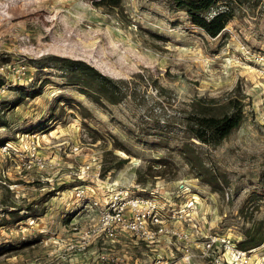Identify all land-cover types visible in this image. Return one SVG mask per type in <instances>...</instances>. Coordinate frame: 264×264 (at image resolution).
<instances>
[{
    "label": "rangeland",
    "instance_id": "rangeland-1",
    "mask_svg": "<svg viewBox=\"0 0 264 264\" xmlns=\"http://www.w3.org/2000/svg\"><path fill=\"white\" fill-rule=\"evenodd\" d=\"M102 1L0 0V142L12 144L0 150V264H154L157 248L170 264H213L200 241H239L264 221V75L242 49L264 53V0L238 5L216 37L172 0H124L122 9ZM58 57L126 80L130 95L102 106L68 83ZM236 85L244 122L220 145H202L223 180L214 189L181 156L179 139L157 143V101L181 111ZM132 197L155 198L162 224L191 238L126 226L140 211ZM123 203L125 220L115 222ZM145 226L157 225L150 216Z\"/></svg>",
    "mask_w": 264,
    "mask_h": 264
},
{
    "label": "trees",
    "instance_id": "trees-1",
    "mask_svg": "<svg viewBox=\"0 0 264 264\" xmlns=\"http://www.w3.org/2000/svg\"><path fill=\"white\" fill-rule=\"evenodd\" d=\"M124 0H103L99 3L112 8H123ZM251 0H172L178 9L186 11L190 21L200 26L208 35L218 36L236 15V8ZM260 2V0H256ZM212 10L215 11L212 14ZM212 14V15H211ZM58 68L66 72L68 83L78 85L81 91L89 95L102 106L108 103H119L130 95L127 81L114 79L102 74L99 70L80 60L64 57L55 58ZM3 81L0 80V86ZM159 94H164L163 87L157 86ZM166 91V90H165ZM40 93L33 92L36 96ZM163 98L158 100L159 112L154 120L153 134L158 137V144L170 146L173 139L180 140L176 144L181 156L195 171L196 176L203 179L214 189H221L222 177L219 172L205 161L202 145L216 147L239 128L246 118V94L236 85L223 97H196L189 103V108L168 112ZM19 102L16 104L18 105ZM167 108V109H166ZM10 139L0 142L4 144ZM126 158L121 159L124 164ZM138 181H143L141 176ZM20 209H26L22 207ZM8 211H13L9 210ZM255 222L245 231V237L237 241L243 249H252L264 244V221Z\"/></svg>",
    "mask_w": 264,
    "mask_h": 264
},
{
    "label": "built area",
    "instance_id": "built-area-1",
    "mask_svg": "<svg viewBox=\"0 0 264 264\" xmlns=\"http://www.w3.org/2000/svg\"><path fill=\"white\" fill-rule=\"evenodd\" d=\"M242 49L246 55L249 57L251 56L254 63L260 67V71L264 75V53L252 51L244 44ZM3 89L5 88L0 87V92L3 91ZM11 146V141H7L0 145V150L6 151ZM35 164L42 168L47 165V163L39 157H37ZM89 168L90 165L83 166L81 173L88 172ZM181 187L185 188L183 184ZM128 203L140 211L137 212L133 221L126 223V226L133 229H139L144 235L152 238L156 237L157 233L161 232L171 233L179 240H189L191 238V233L188 231L169 228L162 224L155 198L132 197L129 199ZM126 205V203H123L122 205L115 207L111 219L117 220L115 222L124 221L125 218L123 217L122 212ZM143 206L147 207V211L142 212ZM150 216L152 217L153 222L157 225L154 229H148L145 226L146 217ZM198 245L207 247L209 251L208 253L212 257L211 261L213 264H264V254L257 259H254L252 254V252L258 250L260 246L252 249H243L238 245V242L229 235H210L208 239L200 241Z\"/></svg>",
    "mask_w": 264,
    "mask_h": 264
},
{
    "label": "crops",
    "instance_id": "crops-1",
    "mask_svg": "<svg viewBox=\"0 0 264 264\" xmlns=\"http://www.w3.org/2000/svg\"><path fill=\"white\" fill-rule=\"evenodd\" d=\"M164 241H168V242H170L171 240L169 239V236H166V237H164V239H163V241L161 242V243H163ZM168 242H164L163 244H169ZM159 245V244H158ZM167 247H169L170 249H173V248H176L177 246L175 245V244H173V248H171L170 246H167ZM178 248V247H177ZM157 250H159L158 251V253H157V255L159 256L158 258H157V260L154 262V264H170L169 262H172V260H170V261H168V260H166V261H164L162 258H160L161 256H162V253H163V248L162 249H160V248H157ZM160 262V263H159Z\"/></svg>",
    "mask_w": 264,
    "mask_h": 264
}]
</instances>
